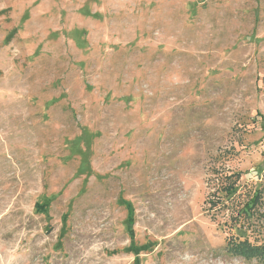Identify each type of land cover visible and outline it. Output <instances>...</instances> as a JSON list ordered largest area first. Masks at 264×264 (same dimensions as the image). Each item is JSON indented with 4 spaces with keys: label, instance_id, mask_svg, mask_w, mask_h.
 <instances>
[{
    "label": "rangeland",
    "instance_id": "374dc122",
    "mask_svg": "<svg viewBox=\"0 0 264 264\" xmlns=\"http://www.w3.org/2000/svg\"><path fill=\"white\" fill-rule=\"evenodd\" d=\"M230 238L264 245V0H0V264H264Z\"/></svg>",
    "mask_w": 264,
    "mask_h": 264
},
{
    "label": "trees",
    "instance_id": "16d2710c",
    "mask_svg": "<svg viewBox=\"0 0 264 264\" xmlns=\"http://www.w3.org/2000/svg\"><path fill=\"white\" fill-rule=\"evenodd\" d=\"M261 199V193L260 190H256L249 198V200L244 204L242 207L241 212H239L237 216L238 223L241 225V221L244 218H251L253 212H256L255 209H257V204ZM126 207L128 210V232L130 239L132 241L131 244V250L135 252V245H134V239H135V233L133 229V225L135 223L134 219V210L132 205L129 202H125ZM216 201L212 202V205H215ZM42 211L46 210V204L39 205ZM228 250L231 254L236 256H241L245 259H259L264 261V245H258L251 243L247 239L245 240H234L233 238L229 239L228 241ZM137 254V253H136Z\"/></svg>",
    "mask_w": 264,
    "mask_h": 264
}]
</instances>
